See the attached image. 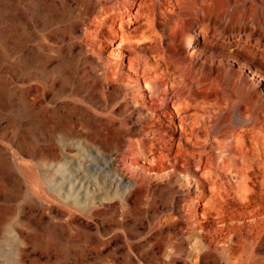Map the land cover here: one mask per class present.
Wrapping results in <instances>:
<instances>
[{
	"label": "rangeland",
	"instance_id": "rangeland-1",
	"mask_svg": "<svg viewBox=\"0 0 264 264\" xmlns=\"http://www.w3.org/2000/svg\"><path fill=\"white\" fill-rule=\"evenodd\" d=\"M99 1L0 0V264H223L227 253L245 258L250 214L223 226L231 214H207L216 205L207 188L198 208L203 218L195 219L192 199L198 190L179 174L180 157L156 161L151 167L161 174L145 176L126 159H115L129 140L150 139L142 130L150 117L144 108H132L133 85L104 82L97 54L110 33L103 29L96 41L86 33ZM248 23L220 19L216 27L218 33L237 34ZM249 27L264 34L263 22ZM240 36V50L264 44V35ZM211 48L214 85L196 102L203 118L216 103L208 135L244 141L257 136L264 148V81L258 96H248L243 76L231 82L237 79L230 70L235 62L216 60L218 47ZM250 57L238 58L253 61ZM139 93L148 94L144 88ZM164 111L175 115L168 104ZM163 116L159 113L169 125ZM162 133L177 139L164 127ZM203 145L183 143L182 150L195 154ZM90 148L101 157L91 158ZM163 171L175 173L177 181L166 182ZM252 255L264 261V234Z\"/></svg>",
	"mask_w": 264,
	"mask_h": 264
},
{
	"label": "bare ground",
	"instance_id": "bare-ground-1",
	"mask_svg": "<svg viewBox=\"0 0 264 264\" xmlns=\"http://www.w3.org/2000/svg\"><path fill=\"white\" fill-rule=\"evenodd\" d=\"M98 3L99 9L90 15L86 33L92 34L95 41L103 29L107 28L110 33L107 47L97 54L104 70V82L114 86H120V83L125 87L133 85L136 92L130 93L129 97L132 108L137 111L144 108L150 117L146 120L147 125L142 126L150 139L129 140L123 149L117 151L115 159H126L145 176L161 174L156 167H151L156 161L168 158L175 162L180 157L182 169L179 174L190 177L198 190L192 199L195 219L203 218L198 208L204 202L201 192L207 188L216 203L215 207L207 209V214H231L230 224L223 226L231 227L232 223L243 219L246 212L250 214L246 217L247 256L231 259L227 253V257L221 260L223 264H264L262 259L252 255L256 242L264 234V148L256 141L257 136L248 141L228 134L210 137L207 123L215 121L216 103L210 104L206 112L208 116L204 118L199 114L202 108L196 104L199 94L211 92L214 85L211 47L215 46L218 47L216 60H231L236 64V68L230 70L237 79L231 82H237L243 76L246 94L259 95L258 90L264 81V44L249 43V50H240L238 44H244L240 35L255 40L264 35L258 27H249L250 24L264 23V0H113L109 3L102 0ZM254 10L262 13L256 16ZM220 19L224 23L249 21L250 24L237 34L226 30L218 33L216 24ZM141 30L144 31L137 38L136 34ZM234 46L238 53L233 58L229 53ZM123 49L129 51L128 57L121 51ZM249 55L254 57L253 61H239V56ZM249 76L250 79H246ZM141 88L147 90L146 97L139 93ZM167 104L175 115L164 111ZM159 113L170 121L169 125H164ZM173 120L177 123L174 127L171 126ZM162 127L176 134L177 139L162 133ZM104 130L110 131L111 127ZM199 141L206 144L202 146L204 151L188 154L182 150L183 143ZM205 149H214V153H206ZM89 152L91 158L101 157L95 149L90 148ZM162 173L166 175V182L177 181L175 173ZM200 179H205L206 183ZM186 192L192 193L190 189ZM240 204L242 207H237ZM231 253L236 255L233 251Z\"/></svg>",
	"mask_w": 264,
	"mask_h": 264
}]
</instances>
